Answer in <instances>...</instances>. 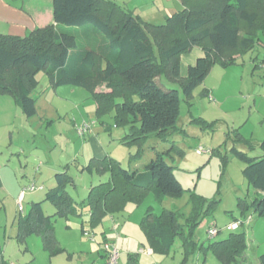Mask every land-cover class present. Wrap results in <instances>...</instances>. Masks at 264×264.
Returning a JSON list of instances; mask_svg holds the SVG:
<instances>
[{"label":"trees","instance_id":"16d2710c","mask_svg":"<svg viewBox=\"0 0 264 264\" xmlns=\"http://www.w3.org/2000/svg\"><path fill=\"white\" fill-rule=\"evenodd\" d=\"M180 1V10L162 23H151L115 0H52L53 23L35 27L23 36L0 33V95L12 96L26 117L34 116L37 95L45 89L35 95L33 91L39 84L37 74L44 71L51 88L70 85L84 89L95 103L97 122L104 123L100 116L114 110L115 123L126 129L122 142L136 144L137 151L131 156H141L150 135L167 141L180 130L177 122L182 100L191 105L194 89L214 64H239L241 57L253 51L264 35V0ZM194 47L200 48L202 55L181 77L180 55ZM251 60L260 67L264 53L261 59L254 56ZM162 76L177 87L166 86ZM202 93L208 92L203 88ZM191 121L203 123L204 119L192 116ZM233 132L230 150L244 162L242 174L255 190L250 200L238 198L237 209L241 215L251 211L261 216L264 139L255 142L244 137L238 128ZM239 144L247 146V150L240 149ZM256 146L262 152L250 155ZM68 166L65 164L54 173L55 186L45 193L43 200L32 201L17 220L18 241L37 234L52 256L64 251L55 236V217L82 215L86 208L87 218L80 224L84 232L99 225L106 215L121 212L127 202L140 204L148 191L157 202L183 191L173 166L161 151L155 152L143 171L128 169L110 155L90 158L81 170L108 177L91 185L79 201L68 189L74 185ZM43 201L54 206V213L44 212ZM194 202V210L186 219L190 237H181L184 261L197 249L193 230L204 216L213 212L216 200L207 205L202 198ZM178 217L174 210L154 213L146 209L139 227L152 253L167 255L171 251L177 235L183 234ZM232 222L239 223L236 229L221 240H209L205 248L222 264H242L245 260V232L237 230L243 222L236 217ZM257 264H264V251L258 255Z\"/></svg>","mask_w":264,"mask_h":264},{"label":"rangeland","instance_id":"374dc122","mask_svg":"<svg viewBox=\"0 0 264 264\" xmlns=\"http://www.w3.org/2000/svg\"><path fill=\"white\" fill-rule=\"evenodd\" d=\"M160 3V0H135L129 9L145 15L148 22L162 23L164 18L161 16ZM151 10L153 13H150ZM194 50L197 47L180 55L181 77L187 74L190 65L188 59L192 58ZM263 53L264 48L257 45L246 54L244 61L239 60V64L228 67L214 64L203 82L194 89L191 105L182 100L177 122L180 130L173 133L167 141L150 135L143 144L141 156L138 157L131 156L137 151L136 144L122 142L126 129L115 123V111L111 110L100 116L108 127L105 128L104 123L96 121L95 111L88 108V103H92L93 99L79 87L62 85L63 89H58L59 95L70 99L73 93L68 90L73 88L74 96L79 101L75 108L65 103L61 118L45 116L48 113L41 107L42 103L36 114L28 117L29 121L26 123L15 117L14 125L13 122L6 125L1 112L0 166L4 168L2 172L10 190L16 189L19 193L32 182L43 186L25 194L21 212L29 207L32 195L46 193L50 189L42 182V178H46V166H50L51 162L58 165L54 166L55 172L69 164L68 173L74 185H69L68 189L78 201L87 195L90 185L99 183V178L100 182L107 180L108 174L81 171L82 166L75 163H83V159H88L89 151L87 147L84 149V144L89 135H78L74 127L81 124L83 118L86 121H96L93 125L95 139H99L106 155L118 159L128 169L143 171L156 151L164 152L165 160L173 166V172L182 184L183 191L177 196L166 195L161 202L155 201L152 192L148 191L140 204L129 201L121 212L114 216L106 215L99 225L84 232L81 231L80 224L87 218L86 208L82 215L55 217V236L66 251L53 256L43 248L37 234L29 235L24 242L18 241L17 220L21 212L17 198L5 197L0 193V264H104L98 255L103 241L102 234H106L109 242L115 241L120 252L118 264H222L211 250L205 248L209 240H221L233 231L227 225L235 217L243 222L237 230L245 232V255L250 256L248 259L252 258L254 251H264V214L258 216L248 211L241 215L237 209L238 198L250 200L255 190L242 174L244 162L230 150L236 128L244 137L255 142L264 139V65L254 66V61L249 59L255 55L261 59ZM37 77L39 84L33 91L34 95L48 84L44 71H40ZM160 79L166 86L177 87V84L168 83L164 76ZM203 88H207L208 93L203 94ZM45 91L49 93L51 89ZM209 94L213 99L209 98ZM10 97L12 96L1 94L0 102ZM39 102L37 100L36 103ZM73 115L78 119L81 117V122L72 128L70 119ZM192 116H199L204 122H192ZM11 118L12 116L9 119ZM209 122H213L212 125H208ZM237 146L247 150L244 144ZM198 147H203L207 152L197 153ZM261 152L260 147L256 146L249 154L256 155ZM55 172H52V176ZM201 198L206 200V205L213 200L216 203L213 212L204 216L193 230L192 239L197 242V249L184 261L181 237H190L186 219L194 210V201ZM42 205L46 214L54 213L55 208L49 201H44ZM148 208L154 213L168 209L179 214L178 224L183 229V234L177 235L167 255L138 252L139 248L148 247L139 227V221ZM213 227L220 231L209 238L207 231ZM201 243H204L203 247H200Z\"/></svg>","mask_w":264,"mask_h":264},{"label":"crops","instance_id":"0c3cea01","mask_svg":"<svg viewBox=\"0 0 264 264\" xmlns=\"http://www.w3.org/2000/svg\"><path fill=\"white\" fill-rule=\"evenodd\" d=\"M119 4H122L129 8V6L133 3H135V0H115ZM160 5L161 10H162V18H165L167 16H170L172 13L180 10L182 8V3L180 0H160ZM160 9H158L159 11ZM134 12H136L134 10ZM137 13V12H136ZM150 13H153L151 10ZM148 13V14H150ZM141 16L142 19L145 21L148 20V18L145 15H142L140 13H137ZM53 23V16H52V0H0V33L1 34H10V35H18V36H23L25 35L28 31L34 29L35 27H41L45 26L47 24ZM264 48V35H261V41L259 43ZM250 52V51H249ZM248 53V52H247ZM246 53V54H247ZM244 54L241 57V60L244 61V57L246 56ZM202 55L201 49L197 47V50H194V55L192 58L188 59L190 62L189 64H193L198 56ZM258 57V55H255ZM252 56H250L249 59H251ZM264 65V63L261 65V67ZM48 79V78H47ZM43 89L48 90L51 89V92L47 93V91H44L42 94L37 95V100H40L39 103H36L37 109L40 108V103L41 107L43 110H45L48 115L46 114L45 116L47 117H55V118H61L60 116L62 111H64L65 108V103H67V106H72V108H75L78 106L77 99L74 96V89L70 88L68 91H71L73 94L70 95L71 98L69 99L66 96H61L58 93V89H63L61 86L56 87V88H51L49 86V81L48 84L43 87ZM206 91L208 90L205 88ZM208 92V91H207ZM39 98V99H38ZM90 107H88L91 111H95V103L94 101L91 103H88ZM94 108V109H93ZM71 111H73L71 109ZM2 112L4 116V123L8 125L9 123L13 122V125L15 124V120L13 118L17 117L18 119L24 121L25 123L29 121L28 117L24 115V113L21 111V109L18 107V105L15 103L14 99L12 97L10 98H4L2 102H0V113ZM6 113V114H5ZM8 114L10 117L12 116L11 119L8 117ZM8 117V118H7ZM7 118V119H5ZM49 119V118H48ZM81 117L78 119L76 115H73V117L70 119L72 122L71 127L78 123L81 122ZM51 120V118L49 119ZM82 121H86V119H82ZM95 121V120H92ZM96 122V121H95ZM95 125V123H94ZM16 127V126H15ZM75 127V126H74ZM95 127H91L85 134H88V141L84 144V149L87 147L88 148V159H83V163H78L79 161H76V158L74 159L76 164L79 166H83L86 164L90 158L92 157H103L106 154V151L102 148L100 145V141L97 137L98 140L95 139ZM78 134V133H77ZM84 134V135H85ZM83 135V136H84ZM74 154L73 156H75ZM76 157V156H75ZM69 162V161H68ZM50 166H46L48 169L46 171V178H42V182L46 183L47 186L50 188L55 186V179L54 175L52 176V172H55V167L58 166L57 164L55 165L54 163H50ZM62 168V167H61ZM82 168V167H81ZM4 168L0 166V193L5 195V197H12L14 199L17 198L18 192H16V189L14 191L10 190V187L7 184L6 177L4 175V172H2ZM82 171V170H81ZM84 171V170H83ZM100 182V178L98 179ZM35 183V182H34ZM36 184V183H35ZM91 184V183H90ZM42 186L41 184H37ZM93 185V184H92ZM91 186V185H90ZM89 186V187H90ZM43 187V186H42ZM88 187V188H89ZM14 188V187H12ZM45 196V193L42 192L40 194H34L32 195V198H30L32 201H40L43 200ZM31 201V202H32ZM44 202V201H43ZM42 202V204H43ZM31 204V203H30ZM102 239L109 240L106 236V234H102ZM115 242V241H112ZM59 243V242H58ZM62 247L61 245H59ZM65 251L66 249L62 247ZM263 252V251H254L252 258L249 260L247 255H245V260L242 264H257L258 263V255ZM98 255L102 258L103 263H104V255L102 249L99 247V252ZM131 264H136L135 262H132ZM139 264V263H137Z\"/></svg>","mask_w":264,"mask_h":264},{"label":"built area","instance_id":"2783aa9c","mask_svg":"<svg viewBox=\"0 0 264 264\" xmlns=\"http://www.w3.org/2000/svg\"><path fill=\"white\" fill-rule=\"evenodd\" d=\"M210 99H213L211 95H209ZM95 121H83L81 124L76 125L75 129L78 135L82 136L85 132H87L93 125ZM197 153H202V152H207L206 149L203 147H198L196 149ZM42 186L35 184L34 182L28 184L27 186L23 187L17 196V205L18 208L20 209V212L22 211V204L23 200L25 197V194L30 191H34L35 189H40ZM238 222H231L227 225V228L230 230H234L238 227ZM208 236L213 237L217 233L216 228H209L208 231ZM91 240L94 241V239L91 237ZM101 249L103 251L104 255V264H118V258H119V250L117 246L115 245L114 242H109L108 240H104L101 242ZM139 253H144V254H151L152 250L148 248H139L138 250Z\"/></svg>","mask_w":264,"mask_h":264}]
</instances>
